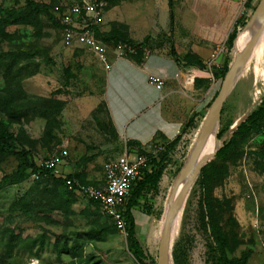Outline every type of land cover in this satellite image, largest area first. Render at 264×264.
I'll return each instance as SVG.
<instances>
[{
    "label": "rangeland",
    "instance_id": "rangeland-1",
    "mask_svg": "<svg viewBox=\"0 0 264 264\" xmlns=\"http://www.w3.org/2000/svg\"><path fill=\"white\" fill-rule=\"evenodd\" d=\"M33 1L58 18L76 0ZM249 1L253 0L245 1L241 14L239 0L243 23L236 53L245 46L241 37L254 10ZM113 3L118 5L116 17L104 25L110 28L107 32L99 29L101 36L116 25L122 32L118 41H142L144 51L163 50L185 60L191 44L203 42L209 23L228 14L221 0H111L105 10ZM192 9L197 11L196 25L188 21ZM229 34L222 42L209 44L211 51L222 44L227 47ZM90 53L77 42L67 46L61 30L46 15L28 10L25 0H0V131L12 134L26 159L37 166L62 146L68 152L66 163L57 166L52 179L15 173L21 159L0 153V258L5 264H140L127 235L116 230L95 203L58 181L68 176L81 183L101 180L104 163L122 152L106 104L104 71ZM232 62L224 74L221 68L213 72L212 95L219 91ZM262 95L264 31L222 106L217 136L232 142L224 156L205 162L201 170L206 169L207 184L202 185L198 173L172 222L168 249L172 264H216L219 248L209 219L216 220L228 242V258L246 256L247 264H264V121L249 133L232 134ZM199 130L185 135L171 164L165 162L156 188L145 190L133 208L136 235L154 264L169 195ZM11 230L18 239L11 243L8 257L6 237ZM143 231L149 234L150 247Z\"/></svg>",
    "mask_w": 264,
    "mask_h": 264
},
{
    "label": "crops",
    "instance_id": "crops-1",
    "mask_svg": "<svg viewBox=\"0 0 264 264\" xmlns=\"http://www.w3.org/2000/svg\"><path fill=\"white\" fill-rule=\"evenodd\" d=\"M221 1L227 7L228 14L221 20L215 21L214 24L209 23L208 29L204 32L206 34L203 42L194 41L195 44H191L188 49L191 52L188 53L189 59L187 60L183 58L184 56L163 50H149L146 57L143 52L141 54L137 51L118 55L113 47L109 46L105 62L90 53L104 71L106 104L113 126L119 134L121 151L126 140L127 147H132L133 144L139 146L159 160L171 142L180 138L174 146L175 149L186 134L195 128H201L209 108L208 104H211L214 96L212 95L213 72H217L222 67L226 57H230V61H233L238 51L239 36L235 38L232 48L227 49L226 47L225 52L219 53L213 60H210V54L213 51L208 45L217 41L222 42L223 37L234 28L239 29L242 22L241 14L238 16L239 0ZM255 1H251V4L254 5ZM114 4L113 7L103 12L96 23L97 26L92 25L98 32L100 28L104 33L110 29L105 28L104 25L114 20L111 19L112 17H116L118 5ZM196 12L192 9L188 13V21L191 23L193 21L195 25L197 24ZM229 20H231L230 25H228ZM197 31L203 33L200 26ZM133 42L143 43L146 46L142 41ZM205 42L208 44L206 45ZM149 74L164 78L165 84L161 90H157L148 82ZM174 149L167 150L165 160L167 164L173 158ZM67 159L68 156L63 161V165ZM102 180L93 183L99 184ZM165 180L166 177L160 184L163 185Z\"/></svg>",
    "mask_w": 264,
    "mask_h": 264
},
{
    "label": "built area",
    "instance_id": "built-area-1",
    "mask_svg": "<svg viewBox=\"0 0 264 264\" xmlns=\"http://www.w3.org/2000/svg\"><path fill=\"white\" fill-rule=\"evenodd\" d=\"M109 0H77L69 4L64 12L58 14L61 24L63 42L70 46L74 42L79 43L85 50L93 53L99 60L105 62L108 46L95 36L91 26L96 24L102 16ZM241 1V14L244 13L246 0ZM118 55L133 53L136 49L126 42L119 41L113 46ZM226 46L220 45L210 54L213 60L219 53L225 52ZM144 57L148 55L143 52ZM211 66V62L209 63ZM148 82L157 90H161L165 84L163 77L156 74L147 76ZM124 141L122 152L115 158L108 159L104 165V177L101 183H81L74 179H65L68 189L83 194L86 198L95 201L100 211L111 219L116 228L125 233L126 222L122 209L129 196L134 182L148 168L149 157L147 154L136 153L129 150ZM68 152L61 147L57 152L50 154L42 162L40 167L44 169H57L59 164L67 158ZM38 178V173L33 174Z\"/></svg>",
    "mask_w": 264,
    "mask_h": 264
},
{
    "label": "trees",
    "instance_id": "trees-1",
    "mask_svg": "<svg viewBox=\"0 0 264 264\" xmlns=\"http://www.w3.org/2000/svg\"><path fill=\"white\" fill-rule=\"evenodd\" d=\"M25 1H26V7L28 10L35 13L36 15H40V14L46 15V17L50 20V22L61 30L60 21L55 16L53 11H50L46 6H39L33 0H25ZM110 2H111V0H109V3ZM257 2L251 6V1H249V5L252 7V9H254ZM91 27L94 29L95 36L97 38H99L101 41H103V43H105L106 45L112 44V46H114L117 42H119L121 40V39L119 41L117 40V38L122 37V32L120 31L119 27L116 25H114L113 28H111V30L108 32V34H106V36H101L100 33L93 26H91ZM238 34H239V29H237V28H234L230 32V34L228 36L227 49H230L233 47V42H234L235 38L238 36ZM122 40H123V42L125 41L126 43L133 46L138 53L142 54V52H144L143 51V43H134L132 40H130L128 38L122 39ZM229 62H230V57H226L223 61V65L221 67V72L223 70L227 69ZM198 65L200 66L201 64H198ZM222 73L224 74L225 71H223ZM215 94H214V96H215ZM214 96H213V98H214ZM213 98H212V100H213ZM209 105H210V103L208 104V107H209ZM261 121H264V95H262L258 105L255 108H253L245 116V118L243 120H241L238 124L235 123L233 125V127H234L237 124V126L233 130L232 134L249 133V132L255 130V128L257 127V125ZM188 125L189 124H187V126ZM219 134L220 133H217V135H219ZM218 138H220V136H218ZM179 139L180 138L175 139L173 142H171V144L169 146H167L166 150L161 154L159 160H157L156 158L149 155L147 152H145L139 146H136V145L134 146V144H133V146H132L133 148H132L130 146V144L128 145V146H130L129 147L130 151H133L136 153L147 154L149 157L148 168L145 169L143 171L142 175L134 182L132 189H131V192H130L129 196L127 197L125 204L123 206V209H122L123 217H124L125 222H126L125 233L127 235L128 241H129V248H130L135 260L140 264H154V261L152 260L151 256L144 250L140 240L138 239V237L136 235V228H135L136 221H135V217L133 214V208L137 205L139 198L142 196V194L145 190H147L148 188H156L157 183L160 180L161 175L163 173V166L165 164L167 150L174 149V146L178 143ZM231 142H232V138L228 142H222L223 145L217 151V153L215 154V157L224 156ZM0 153L1 154H11V155L21 159L20 163L18 164V166L16 168L15 173H24V172L38 173V175H41L42 177H45L48 179L54 178L56 169L55 170L54 169H44L43 167H40V166H37L35 164L30 163L25 157V151L23 149H19L17 147V145L15 143V138L12 136V134L7 132L6 130L0 131ZM199 173L202 174V178H201L202 185L207 184L206 181H204V175L206 173V169L203 168L202 170H200ZM68 178L73 179L72 176H68ZM58 181H60L61 184H63L65 189L67 188V186L65 185V179L63 180V179L59 178ZM87 183L94 184L93 182H87ZM90 201H92L93 203H95L98 206V204L95 201H93V200H90ZM103 215L106 216L105 214H103ZM106 218H108V220L110 221L112 226L116 230H118L116 228V226L114 225V223L111 221V219L107 216H106ZM209 218H211V215L209 216ZM209 223H211V226L214 229L213 238H214V240L217 243L218 248H219L218 258H217L216 264H247V257L246 256L240 257V258H228L226 256L225 250H226V248H228V242H227L226 238L220 234L216 220L209 219ZM16 238L18 239V235L14 234V232L12 230H11V232H9L8 236L6 237V241H7L6 244L9 245L6 249V253H7V255H9L8 257L12 256V249H13L14 245H11V243L14 240H16ZM23 244L25 247H28V244L26 241L23 242ZM2 260L3 259L0 258V264H5L2 262Z\"/></svg>",
    "mask_w": 264,
    "mask_h": 264
},
{
    "label": "water",
    "instance_id": "water-1",
    "mask_svg": "<svg viewBox=\"0 0 264 264\" xmlns=\"http://www.w3.org/2000/svg\"><path fill=\"white\" fill-rule=\"evenodd\" d=\"M250 27L253 28V33L246 42L245 46L241 48V50L235 55L231 67L229 68L219 91L213 98L208 108L188 160L182 168L181 173L171 191L162 225L157 264H160L161 255L168 253L176 198L182 196L186 191L189 190L205 162L209 158L214 157L217 151L223 145L222 141H220L217 136V124L220 118L222 106L233 85L237 72L245 65L247 58H249L252 53L253 46L259 39L261 31H264V0H259L258 4L254 8L246 28ZM211 131H213V136L217 142V147L214 151L198 157L200 147Z\"/></svg>",
    "mask_w": 264,
    "mask_h": 264
},
{
    "label": "bare ground",
    "instance_id": "bare-ground-1",
    "mask_svg": "<svg viewBox=\"0 0 264 264\" xmlns=\"http://www.w3.org/2000/svg\"><path fill=\"white\" fill-rule=\"evenodd\" d=\"M252 33H253V28L252 27H250V28H248L247 30L244 31V34H243L244 36L241 37V40H243V42H245L244 44H246V42L249 40V38L252 35ZM216 147H217V142L214 139L213 131H211L207 135L205 140L203 141V143H202V145L200 147V150L198 152V157H201V153L204 152V151L208 150L209 151L208 153L214 151ZM186 192H185V194H186ZM185 194H183L182 196H179V197L176 198L175 207H174V215H173L172 222H173L174 217L176 216L177 212L179 211V209L181 207V204H182V201L184 199ZM169 198H170V195H169ZM142 230H144L143 227H142ZM143 234H145L144 238L146 239V243L150 246L151 244H150L149 240L147 239L149 234L147 233V231H143ZM160 264H172L171 255H170L169 252L168 253H164V254L161 255Z\"/></svg>",
    "mask_w": 264,
    "mask_h": 264
}]
</instances>
